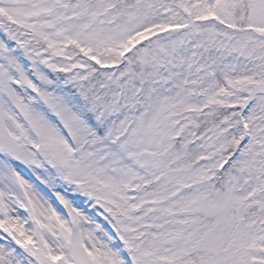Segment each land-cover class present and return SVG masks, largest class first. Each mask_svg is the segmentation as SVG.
<instances>
[{"label": "snow or ice", "instance_id": "6c2138e0", "mask_svg": "<svg viewBox=\"0 0 264 264\" xmlns=\"http://www.w3.org/2000/svg\"><path fill=\"white\" fill-rule=\"evenodd\" d=\"M0 264H264V0H0Z\"/></svg>", "mask_w": 264, "mask_h": 264}]
</instances>
